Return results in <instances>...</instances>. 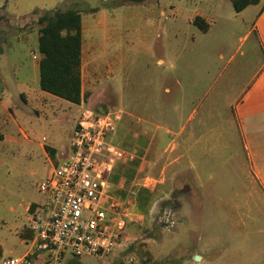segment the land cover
Masks as SVG:
<instances>
[{"label": "rangeland", "instance_id": "1", "mask_svg": "<svg viewBox=\"0 0 264 264\" xmlns=\"http://www.w3.org/2000/svg\"><path fill=\"white\" fill-rule=\"evenodd\" d=\"M0 5V76L7 78L16 75L15 67L34 64L41 13L80 11L84 104L124 111L110 139L135 156L118 161L112 172L120 174L116 195L131 197L133 211L142 215L126 226L132 247L101 258L66 253L62 264H264V188L254 174L264 171V107L244 131L235 116L243 91L256 77L264 80V44L245 37L255 15L251 6L242 13L231 0ZM195 11L209 20L206 34L188 24ZM260 27L264 32V20ZM109 58L112 69L104 65ZM108 83L116 87L117 103L106 93ZM78 109L60 99L38 110L35 120L22 118L32 142H0V264L23 254L17 227L28 224L25 206L46 199L38 189L50 167L42 135L57 148L68 144ZM190 128L202 136L191 149L187 141L172 140ZM145 175L159 180L153 189L139 185Z\"/></svg>", "mask_w": 264, "mask_h": 264}, {"label": "built area", "instance_id": "2", "mask_svg": "<svg viewBox=\"0 0 264 264\" xmlns=\"http://www.w3.org/2000/svg\"><path fill=\"white\" fill-rule=\"evenodd\" d=\"M32 58L39 60L40 53L33 52ZM78 106L70 155L38 182L48 213L31 219L35 250L6 257L2 264H32L35 251L45 253L44 264H62L66 253L73 258H101L131 247L126 226L140 221L142 215L133 211L131 197L116 195L110 180L118 161L135 157L110 139L124 111L98 112L84 101ZM158 181L145 175L139 185L153 189Z\"/></svg>", "mask_w": 264, "mask_h": 264}, {"label": "crops", "instance_id": "3", "mask_svg": "<svg viewBox=\"0 0 264 264\" xmlns=\"http://www.w3.org/2000/svg\"><path fill=\"white\" fill-rule=\"evenodd\" d=\"M147 1V0H145ZM144 2V1H143ZM262 3V7L259 8V5ZM4 5H0L2 7ZM252 7L253 13L255 14L251 25L248 31L245 33L246 36L254 35L257 42L261 41L264 44V32L260 27V23L264 20V0H260L257 4H252L247 6L240 12L246 11L249 7ZM163 10L161 9V14ZM201 16L210 26L208 18L200 13L199 11H195V15ZM194 16L188 19L189 25H195L193 23ZM209 26L206 31H202L203 33H207L209 31ZM161 30L163 28H160ZM84 22L82 20V61H83V44H84ZM160 35V34H159ZM143 45H146L145 42ZM34 64L32 67L23 68L20 66L15 67V76L12 78L0 76V142L11 143L22 145L23 143L32 142L30 138L28 127H26L23 123L22 118H28L30 120H35L36 115L38 114V110L42 111L47 107L55 106V103L58 102L61 98L56 97L44 90L41 89L39 85V60L34 59ZM105 67L108 69H112V62L109 58L104 63ZM38 72V75H37ZM81 72H82V64H81ZM82 78V74H81ZM82 93L83 90V81H82ZM107 95L112 96L117 103V93L116 87L108 83L107 86ZM86 95V94H85ZM93 94H91V98ZM84 98L82 101H84ZM240 102L237 104L235 109V116L238 120V123L241 129L244 131L246 128L254 125V118L260 116V111L262 107H264V80L260 77H256L253 81V84L243 91ZM69 102V101H68ZM71 103V102H70ZM74 104V103H72ZM105 112V111H104ZM38 116V115H37ZM65 118L68 119L69 115H65ZM75 125V124H74ZM73 125V128H74ZM73 131V130H72ZM171 132V131H168ZM72 135V132L70 133ZM70 135V140H71ZM202 136L196 135V129L190 128L186 132L179 130L177 135L173 137V141L184 142L187 141L189 145V149L195 146L200 142ZM70 140L69 143H60V146L57 148L54 145V141L46 142L47 137L42 135L41 141H39L40 146L43 148L44 154L50 164L48 173L54 165H58L65 158L70 155ZM0 159V165H1ZM192 164V162H191ZM195 165L193 164V173L196 176ZM47 173V174H48ZM255 177L261 182L264 188V171H260L258 168L254 171ZM43 204H37L35 202L28 203L25 206V211L28 212V216L26 220L28 221L26 227L31 226V219L35 217L37 214L46 216L47 211L43 208ZM10 210H13L10 207ZM23 226V227H24ZM23 227L18 228V235L20 238V242L25 245L23 249V253L27 250H35V235L32 239H25L20 235V231ZM40 251H35L33 255V262L37 261L41 258V264L45 262V253L44 256ZM196 255V254H195ZM194 255V256H195ZM202 258V255H200Z\"/></svg>", "mask_w": 264, "mask_h": 264}, {"label": "trees", "instance_id": "4", "mask_svg": "<svg viewBox=\"0 0 264 264\" xmlns=\"http://www.w3.org/2000/svg\"><path fill=\"white\" fill-rule=\"evenodd\" d=\"M259 1L231 0L237 12ZM33 13H38V9L35 8ZM37 21L42 24L38 35L41 89L71 103L79 104L86 98V95L82 93V16L80 11L76 8L47 10L38 16ZM193 23L201 31L208 29V23L199 15L194 17ZM134 165L136 166L137 162ZM131 171L134 172L132 168H130ZM119 178L120 174L115 172L110 176V180L114 183H117ZM146 192V190H140L138 194L142 195ZM20 235L30 240L35 235V230L24 226Z\"/></svg>", "mask_w": 264, "mask_h": 264}, {"label": "water", "instance_id": "5", "mask_svg": "<svg viewBox=\"0 0 264 264\" xmlns=\"http://www.w3.org/2000/svg\"><path fill=\"white\" fill-rule=\"evenodd\" d=\"M194 257H195L196 260H200L201 259V256L199 254H196Z\"/></svg>", "mask_w": 264, "mask_h": 264}]
</instances>
